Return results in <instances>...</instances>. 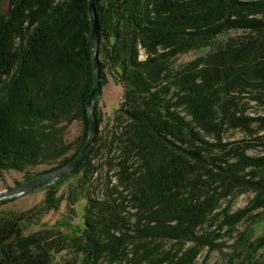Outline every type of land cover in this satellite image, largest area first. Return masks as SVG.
I'll list each match as a JSON object with an SVG mask.
<instances>
[{
  "label": "trees",
  "instance_id": "obj_1",
  "mask_svg": "<svg viewBox=\"0 0 264 264\" xmlns=\"http://www.w3.org/2000/svg\"><path fill=\"white\" fill-rule=\"evenodd\" d=\"M8 1L3 10L0 0V172L51 165L27 180L73 160L88 138L89 0ZM94 6L100 84L91 148L75 172L44 184L43 208L0 206V264H194L202 247L221 248L222 229L247 217L264 222V0ZM109 76L123 95L103 126ZM74 121L80 135L69 140ZM73 176L66 204L85 194L84 227L64 219L23 233L33 216L58 207L56 190ZM245 192L248 202L232 210ZM163 240L172 247L161 250ZM61 252L71 256L57 260ZM231 255L233 264H264V233L238 231Z\"/></svg>",
  "mask_w": 264,
  "mask_h": 264
},
{
  "label": "rangeland",
  "instance_id": "obj_2",
  "mask_svg": "<svg viewBox=\"0 0 264 264\" xmlns=\"http://www.w3.org/2000/svg\"><path fill=\"white\" fill-rule=\"evenodd\" d=\"M1 6L3 10L8 9L9 1L3 0ZM208 49L209 47L206 46L201 49L192 50L187 53L180 54L174 59V65H178L190 59H193ZM122 95V86L118 83H115L112 77L109 76L108 83L104 85L102 94L99 98V107L104 116L103 126H106L107 124H110V122H112L114 113L116 109H118L120 101L122 100ZM80 129L81 123L79 121H74L70 124L67 130L66 138L69 140H73L78 135H80ZM50 166L51 165L40 164L31 166L26 171H19L16 169L2 170L0 172V191L9 186L12 187V185L25 181L26 175L43 171L45 169H48ZM77 182V177L73 176L59 185L56 190V197H63L58 203V207L43 211L39 218L33 216V219L25 224L23 233H29L44 227L58 226V223H61L64 219H67L68 222H70V224L72 225L83 228L85 222V206L87 203L85 194L78 195L77 198L73 201V204H70L69 207L68 204H66L69 202L67 199L71 192L70 190L77 185ZM50 189L51 188L44 185L40 186L35 190L14 197L9 201L3 202L0 204V206L6 210L13 209L16 211H26L30 209L35 210L38 208H43V206H46L45 204L47 202H45V200ZM251 196L252 192H245L235 196L232 201L231 209L235 210L238 207L244 206ZM223 205L225 204L223 203ZM254 212H257V210ZM253 219L254 217H247L243 219L236 225L233 231H225V229H222L221 236L216 239V242H224L221 248L216 247L209 250L208 246L202 247L200 254L194 261V264H233L235 258L233 255H231V253L233 252V243L235 242L238 231L248 230L249 236L251 238H255L256 236L264 233V222L260 221V223L257 222L252 224ZM215 225L216 222H214V225L211 226L210 229L214 228ZM59 227L65 230V232H69L66 226ZM173 242L174 241L172 240H163L160 244L161 250L170 249L173 245ZM70 256L71 254H69L68 252H61L57 254L55 258L57 260H62ZM205 256L206 259H204ZM230 257L232 258V261H229Z\"/></svg>",
  "mask_w": 264,
  "mask_h": 264
},
{
  "label": "water",
  "instance_id": "obj_3",
  "mask_svg": "<svg viewBox=\"0 0 264 264\" xmlns=\"http://www.w3.org/2000/svg\"><path fill=\"white\" fill-rule=\"evenodd\" d=\"M89 14L91 19V50L93 56V74H94V84L91 89V92L87 99V111L90 118V126H89V134L86 140L83 149L78 153V155L71 161L62 164L58 167H53V169L47 170L45 172L40 173V175H36L30 179H27L23 182L17 183L1 190L0 191V204L6 201L11 200L14 197L25 194L36 188L43 186L44 184L54 181L56 179L63 178L68 176L69 174L75 172L77 168L81 165V162L86 158L93 139L96 132V125L93 118V103L95 94H97V90L100 84V76H99V41L97 34V14L94 6V0H89Z\"/></svg>",
  "mask_w": 264,
  "mask_h": 264
}]
</instances>
